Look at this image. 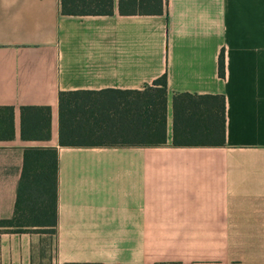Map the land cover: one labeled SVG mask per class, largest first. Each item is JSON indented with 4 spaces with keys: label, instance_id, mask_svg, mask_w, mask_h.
<instances>
[{
    "label": "crops",
    "instance_id": "0c3cea01",
    "mask_svg": "<svg viewBox=\"0 0 264 264\" xmlns=\"http://www.w3.org/2000/svg\"><path fill=\"white\" fill-rule=\"evenodd\" d=\"M160 14H62L59 0H0V218L23 150L53 149V233L0 230V264H264V0H162ZM222 58L220 76L218 60ZM164 75L160 145H61L65 91L141 90ZM222 95L224 143L176 146V94ZM47 117L20 137V108ZM27 127V126H26Z\"/></svg>",
    "mask_w": 264,
    "mask_h": 264
},
{
    "label": "trees",
    "instance_id": "16d2710c",
    "mask_svg": "<svg viewBox=\"0 0 264 264\" xmlns=\"http://www.w3.org/2000/svg\"><path fill=\"white\" fill-rule=\"evenodd\" d=\"M62 14H111L112 0H59ZM123 13L160 14L162 0H117ZM222 58L218 60L223 74ZM165 77L161 75L141 90L65 91L57 97L58 143L61 145H160L165 143ZM47 107H21L20 137H46L33 128L47 129V117L23 113ZM171 138L176 146L222 145L224 99L222 95L176 94L171 102ZM27 126V127H26ZM12 137V108L0 106V140ZM56 223V158L53 149L23 150L9 218H0L7 232L53 233Z\"/></svg>",
    "mask_w": 264,
    "mask_h": 264
}]
</instances>
